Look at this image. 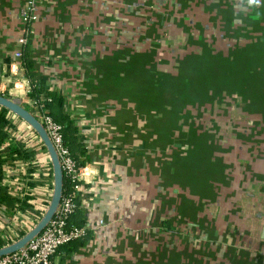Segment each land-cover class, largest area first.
<instances>
[{"label": "crops", "instance_id": "0c3cea01", "mask_svg": "<svg viewBox=\"0 0 264 264\" xmlns=\"http://www.w3.org/2000/svg\"><path fill=\"white\" fill-rule=\"evenodd\" d=\"M26 1L0 0V93L30 105L26 82L5 76L16 71L9 62ZM36 8L28 39L34 67L62 93L89 157L74 189L92 236L73 252L60 247L52 264H264V221L241 223L233 213L240 209L220 202L238 147L220 143L224 132L200 126L188 107L203 103L205 80L235 83L236 65H247L245 86L264 88V0H36ZM7 116L9 137L34 159L2 165L8 195L30 204L0 202L5 245L35 226L53 192L43 141L22 118ZM253 163L240 176L250 183Z\"/></svg>", "mask_w": 264, "mask_h": 264}, {"label": "rangeland", "instance_id": "374dc122", "mask_svg": "<svg viewBox=\"0 0 264 264\" xmlns=\"http://www.w3.org/2000/svg\"><path fill=\"white\" fill-rule=\"evenodd\" d=\"M238 44L243 46L242 42ZM230 47L228 44L225 45L223 55H227V49ZM237 51L240 50L237 49ZM236 63L238 64V62ZM228 67L233 68L230 64H228ZM239 67L240 65L235 66L237 74V81L235 83L231 79L228 80L229 82L226 81L227 83H222L220 80L219 84L213 82L212 79L207 82L206 80L203 83L201 82L202 86L198 91L201 96L198 98L200 100L202 99L203 103L196 105L189 104L188 107L190 109L192 108L191 106L195 107L192 110L193 115L196 116L194 120H198L201 123L200 126L208 127L210 132H224L225 135L219 139L220 143H234L237 145V152L240 156H236L235 160L231 161L236 164L235 167L230 168V172L235 177L232 176L233 174L228 177L227 192H223L220 196V202L222 204L228 198V201L233 203V208L240 209L233 212L236 213V217H240V222L243 223L242 221H246L247 217L249 221L256 222L255 227L257 228L264 221V197H262V189L264 188V88H248L245 86L247 84L248 72L244 71L243 75L242 71L247 65L244 68ZM12 78L14 79L16 77L9 74L8 81L15 82V84L19 83V79L12 80ZM15 94L18 95L16 91ZM196 106L198 107L196 108ZM204 124L207 126H204ZM209 134L211 135V133ZM203 138H205L204 142H206L207 138V142L211 143L208 141L211 140L210 136H204ZM253 160V170L255 173L253 176L256 179L254 178L250 183L244 181L242 178L245 174L243 168L248 164L249 168H251L250 165ZM211 210L213 211L214 208ZM219 210L221 212L220 208ZM235 224L234 222V224L230 223L229 225L234 226ZM255 233L258 238V231ZM249 246L251 247L250 242ZM255 246L257 247V245ZM239 250H235V252L240 254L241 251ZM255 254H252L253 257L258 256L257 253Z\"/></svg>", "mask_w": 264, "mask_h": 264}, {"label": "trees", "instance_id": "16d2710c", "mask_svg": "<svg viewBox=\"0 0 264 264\" xmlns=\"http://www.w3.org/2000/svg\"><path fill=\"white\" fill-rule=\"evenodd\" d=\"M29 39V37H28ZM21 62L25 70V77L30 82V91L27 97L35 102L34 105H27L21 103V105L30 111L36 118L37 112H46L52 117V119L62 126V135L65 146L69 149L72 158L75 160L78 167L85 166L89 161L87 155V147L85 146V138L80 133L78 126L74 119L70 116L66 110L65 99L62 93L58 90H52L48 87L46 77L38 72L34 67V61L31 57L30 47L27 42L21 49ZM8 97V94H3ZM8 109L0 107V182H2V165L7 161L23 160L32 161L34 159V151H30L25 146V143L16 141L14 138L9 137V129L13 126L12 122L7 116ZM28 171H32V167L28 168ZM37 181H28L31 186L36 185ZM66 193H73L74 199L79 205L78 196L74 189V183L63 174V186L62 195ZM10 197V198H9ZM7 198L13 200L16 206L22 210H29L30 204L27 203L26 196L24 199L12 197L8 195L7 188L0 183V202L6 201ZM68 225H75L78 227L85 226L84 212L78 207L75 212L70 216ZM24 233L21 234V236ZM92 236L91 229L87 228L85 234L78 239L70 241L63 246H68V251L73 252ZM6 243H0V246H4ZM62 247V246H61Z\"/></svg>", "mask_w": 264, "mask_h": 264}, {"label": "built area", "instance_id": "2783aa9c", "mask_svg": "<svg viewBox=\"0 0 264 264\" xmlns=\"http://www.w3.org/2000/svg\"><path fill=\"white\" fill-rule=\"evenodd\" d=\"M21 18L23 21V32L18 39L19 48L14 53V61L9 62L12 68L15 67L16 71H11L9 74L18 78L19 83L26 82V85L22 87L21 91L24 93L25 97H27V94L30 91V82L25 77V71L22 66L21 49L28 40L33 21L37 18L36 0L26 1L21 9ZM19 71H24V73L22 72L20 75ZM34 104L35 102L30 100V105ZM37 117L44 126L54 146L62 174L66 175L72 183H74V187H76L84 175L85 168L84 166L78 167L76 165L69 149L65 146L62 135V126L55 122L52 117L44 111H38ZM76 209L77 203L74 199V194L66 193L62 195L54 215L43 230L32 238L24 248L11 254L1 256L0 264H52V256L58 251V249L64 244L83 236L88 228L86 225L83 227L68 225V220ZM102 223L103 221L100 220L99 224ZM7 237L10 239V236Z\"/></svg>", "mask_w": 264, "mask_h": 264}, {"label": "water", "instance_id": "95a60500", "mask_svg": "<svg viewBox=\"0 0 264 264\" xmlns=\"http://www.w3.org/2000/svg\"><path fill=\"white\" fill-rule=\"evenodd\" d=\"M2 70L3 67L0 64V80L2 76ZM0 106L8 109L9 111L13 112L15 115L22 118L39 135V137L43 141V144L49 153L52 164V170H53V192L45 213L42 215L39 221H37L35 226L30 231L26 232L23 236H21L17 241L0 247V257H1L24 248L27 245V243L36 235H38L47 225L49 220L54 215L62 196L63 174L61 171V166L59 163L57 153L54 149V146L44 126L30 111H28L21 105L20 99L9 98V97H5L3 94H0Z\"/></svg>", "mask_w": 264, "mask_h": 264}, {"label": "clouds", "instance_id": "9594fccd", "mask_svg": "<svg viewBox=\"0 0 264 264\" xmlns=\"http://www.w3.org/2000/svg\"><path fill=\"white\" fill-rule=\"evenodd\" d=\"M249 2L252 3V4H258L259 0H249Z\"/></svg>", "mask_w": 264, "mask_h": 264}]
</instances>
